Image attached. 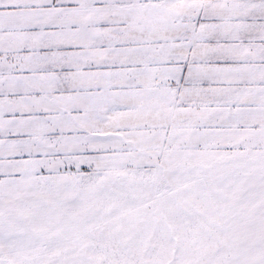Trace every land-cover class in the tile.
<instances>
[{"label":"snow or ice","instance_id":"snow-or-ice-1","mask_svg":"<svg viewBox=\"0 0 264 264\" xmlns=\"http://www.w3.org/2000/svg\"><path fill=\"white\" fill-rule=\"evenodd\" d=\"M0 264H264V0H0Z\"/></svg>","mask_w":264,"mask_h":264}]
</instances>
